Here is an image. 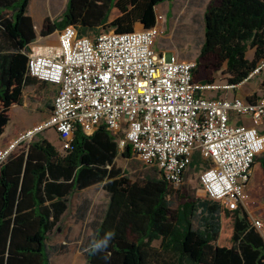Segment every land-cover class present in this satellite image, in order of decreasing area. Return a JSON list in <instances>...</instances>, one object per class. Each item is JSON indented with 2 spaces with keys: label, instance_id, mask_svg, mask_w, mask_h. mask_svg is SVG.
I'll list each match as a JSON object with an SVG mask.
<instances>
[{
  "label": "trees",
  "instance_id": "1",
  "mask_svg": "<svg viewBox=\"0 0 264 264\" xmlns=\"http://www.w3.org/2000/svg\"><path fill=\"white\" fill-rule=\"evenodd\" d=\"M173 1L68 0L60 18L45 23L42 36L67 26H73L79 37L102 27L117 34L131 33L138 25L152 29L156 7ZM30 2L0 0V136L10 122L11 107L37 81L28 75V54L37 39ZM113 10L118 15L111 19ZM250 48L255 49L252 61L246 58ZM211 57L225 62L230 83L241 84L248 77L264 59V0L209 2L200 63ZM119 156L131 158V147L120 151L101 127L91 135L78 128L72 149L64 155L42 139L10 157L0 168V264H50L47 242L68 212L71 197L97 185H102L108 201L90 223V242L108 231L115 236L105 251L95 255L85 251V264H242L235 250L218 241L223 214L247 219L245 215L187 191L175 192V204L171 196L177 187L161 172L124 184L116 165ZM261 165L264 168V162ZM247 247L245 264H264V238L258 232Z\"/></svg>",
  "mask_w": 264,
  "mask_h": 264
},
{
  "label": "built area",
  "instance_id": "2",
  "mask_svg": "<svg viewBox=\"0 0 264 264\" xmlns=\"http://www.w3.org/2000/svg\"><path fill=\"white\" fill-rule=\"evenodd\" d=\"M164 20L157 9L152 29L79 37L67 26L59 31L57 45L32 44L28 75L57 87L53 112L0 146V168L45 132H55L65 152L72 149L78 128L91 135L104 127L120 151L130 146L132 156L156 167L176 187L198 152L206 163L199 176L205 195L261 230L263 222L247 208L254 166L264 154V95L251 101L207 97L239 84L198 81L196 60L156 51ZM263 70L264 59L242 83Z\"/></svg>",
  "mask_w": 264,
  "mask_h": 264
},
{
  "label": "rangeland",
  "instance_id": "3",
  "mask_svg": "<svg viewBox=\"0 0 264 264\" xmlns=\"http://www.w3.org/2000/svg\"><path fill=\"white\" fill-rule=\"evenodd\" d=\"M211 0H174L172 3L164 5L166 13V21L164 25V34L159 38L156 45L157 51L160 53H169L176 56L180 60H196L198 63L196 80L206 83H215L224 86L230 83L231 75L227 73L225 62L218 57L202 60L200 63V45L204 36V13ZM68 0H31L29 5V15L34 19L39 39L36 43L42 45V30L46 22L52 24L56 22L62 12L65 10ZM118 15L116 10L111 13V19ZM140 27L137 26L136 29ZM112 32L107 31L104 27L95 29L89 33V37H95L99 33ZM57 38V34L51 37V40ZM46 46V45H43ZM255 49H248L246 58L252 61ZM264 70L261 74L253 77L249 81L237 84L239 91L244 95L263 96L264 95ZM234 89V90H236ZM234 90L229 91V99L233 98ZM224 92V91H221ZM218 91L210 92L209 96H217ZM33 117V116H32ZM238 117H233V124H236ZM48 139L57 151H61V144L57 139L55 132H45L31 142L36 143L42 139ZM30 145V146H31ZM64 151L60 152L64 155ZM261 160H257L258 162ZM116 165L121 168L124 178V184L141 181L147 176H156L158 169L156 167L143 164L136 156L129 159L118 157ZM200 166V167H199ZM206 163L200 160L198 163L193 162L192 166L186 173L184 181L177 188H173L171 200L177 204V196L175 192L187 191L195 198H207L201 184L199 176L205 168ZM259 174V176H258ZM89 196L95 200L92 209V219L83 225H68V223H60L49 236L48 246L50 248V264H85L84 252L90 242L92 229L91 221L102 212L105 208L108 197L103 190L102 185L94 186L88 192ZM250 202L247 210L253 216H257L263 222L261 230H255L250 218H242L234 215L222 216V232L218 245L221 247L232 248L240 256L242 264H245L248 247L247 244L255 240L258 232L264 238V169L261 164L255 169L253 181L248 190ZM245 244V245H244Z\"/></svg>",
  "mask_w": 264,
  "mask_h": 264
},
{
  "label": "crops",
  "instance_id": "4",
  "mask_svg": "<svg viewBox=\"0 0 264 264\" xmlns=\"http://www.w3.org/2000/svg\"><path fill=\"white\" fill-rule=\"evenodd\" d=\"M166 4L168 3L161 4L157 7V9H160V13L165 17L164 25L166 21V13L164 12L163 8L164 5ZM157 9H156V13H157ZM138 26L140 27L139 29L142 28L141 25ZM55 34H57V38L51 40V37L55 36ZM58 34L59 31H56L52 35H49L47 37H41V41L43 43L42 45H57ZM38 39L39 36L37 34L36 41ZM156 51H157V47H156ZM56 93H57L56 86L42 83L39 81L33 82L31 85L26 87L25 90L23 91L20 102L18 104H14L10 109V113H9L10 122L5 128L4 133L0 136V146L7 145L9 142H11L15 138L18 132L29 129L34 124L40 123L48 119L53 112V101ZM229 93H230L229 91H224V92L219 91L217 96L229 98L230 96ZM234 97H242L244 99H247V97L249 96L244 95L243 93H241V91L236 89L234 90L233 98ZM246 122L248 124L250 123L249 120H246ZM57 139L60 142L58 136ZM60 152H62V149L61 151L59 150V153ZM197 158L201 160V157L198 152L194 154L193 162L197 163L196 160ZM257 160H261V162L259 161L257 163L256 161V164L254 166V172L256 167H258V164L264 162V154L260 155ZM92 189L93 187L82 190L80 192L75 193L71 197L69 210L62 217L61 223L62 222L68 223V225H73V224L83 225L88 220L92 219L91 212L93 206L95 205V200L91 198L88 194V192Z\"/></svg>",
  "mask_w": 264,
  "mask_h": 264
},
{
  "label": "clouds",
  "instance_id": "5",
  "mask_svg": "<svg viewBox=\"0 0 264 264\" xmlns=\"http://www.w3.org/2000/svg\"><path fill=\"white\" fill-rule=\"evenodd\" d=\"M114 236V231L106 232L102 238L92 240L85 251L93 255L105 251L109 247V244ZM108 256H110V253L105 256V259H107Z\"/></svg>",
  "mask_w": 264,
  "mask_h": 264
}]
</instances>
